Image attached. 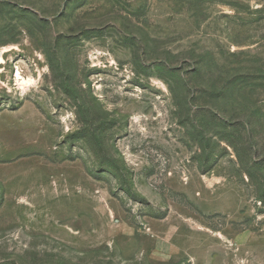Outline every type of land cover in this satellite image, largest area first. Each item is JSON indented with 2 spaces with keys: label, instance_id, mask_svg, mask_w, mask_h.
I'll return each instance as SVG.
<instances>
[{
  "label": "rangeland",
  "instance_id": "rangeland-1",
  "mask_svg": "<svg viewBox=\"0 0 264 264\" xmlns=\"http://www.w3.org/2000/svg\"><path fill=\"white\" fill-rule=\"evenodd\" d=\"M0 264H264V0H0Z\"/></svg>",
  "mask_w": 264,
  "mask_h": 264
},
{
  "label": "bare ground",
  "instance_id": "bare-ground-1",
  "mask_svg": "<svg viewBox=\"0 0 264 264\" xmlns=\"http://www.w3.org/2000/svg\"><path fill=\"white\" fill-rule=\"evenodd\" d=\"M1 55V54H0Z\"/></svg>",
  "mask_w": 264,
  "mask_h": 264
}]
</instances>
